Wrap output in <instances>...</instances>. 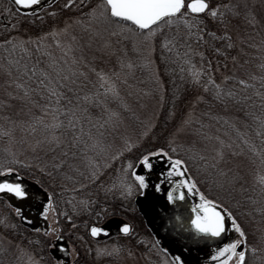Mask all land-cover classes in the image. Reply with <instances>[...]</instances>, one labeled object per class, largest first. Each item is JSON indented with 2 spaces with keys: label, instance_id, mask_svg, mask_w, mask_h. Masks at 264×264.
I'll use <instances>...</instances> for the list:
<instances>
[{
  "label": "trees",
  "instance_id": "1",
  "mask_svg": "<svg viewBox=\"0 0 264 264\" xmlns=\"http://www.w3.org/2000/svg\"><path fill=\"white\" fill-rule=\"evenodd\" d=\"M211 1L214 2V0ZM4 2L8 6L10 19L2 20L3 24H1L3 28L0 30V65L8 67L11 60H17L21 65H26L31 69L33 64L43 57L44 61L55 59L59 66H63L64 60L70 61L74 56L78 61L81 58L84 59L85 64L81 67L85 71H88L87 65L89 64L97 69H103L117 84L118 96L113 97L112 93H105L103 88L95 89L93 87L95 74L89 72V80L93 83L88 84L84 91L79 93L80 99H73L77 93L62 89L67 100L62 99L60 103L67 106V101L71 100L72 104L80 109L76 111V116L79 119L73 121L76 125L73 130L68 127L69 114L61 113L58 118L62 121L63 127L58 131L67 133V135L63 137L65 144L54 150H49L50 146L47 142L42 141V145H37L35 149H27L16 155L7 146L8 138L0 128V165L7 162L14 168V173L35 182L55 202L57 208L59 206L65 208L66 212L61 217L65 218L67 210L70 208L69 200L72 193L81 194V191L87 190L88 186L95 183L96 178L104 171L115 167L118 159L134 163L145 151H151L155 147L164 145L171 147L166 132L160 131L156 137L152 138L150 137L152 132L146 131L149 122L142 115V100L146 96L161 99L162 111H160L159 121L165 123L167 121L165 111L174 95L176 82L175 79H172L171 74L165 73L162 74V82L159 80L147 50L148 41L133 36L131 33L111 35L112 29L105 31L104 26L87 18L86 13L90 9L89 7L83 8L76 19L82 23L74 24L71 29V34L76 37V40L71 41L72 56H68L59 52L60 48L54 42L53 35H48L45 40L40 39V35L44 36L51 26V21L47 16L44 18L47 22L38 23L36 17L43 12L42 9L37 12L22 11L11 0H4ZM217 3L231 6L229 0H217ZM48 5L49 3L44 7ZM68 8L64 7L63 10L66 11ZM221 10L225 11L223 22L220 17L213 20L210 17L205 19L201 16V19H205L209 30L215 31L221 38L200 44H197L195 37L187 40L205 53L203 57L206 66L204 73L207 75L199 74L201 79L198 85L201 87V94L198 97L200 99L197 98L195 116L187 123V136L180 142H174L177 146L174 155L188 159L189 174L197 180V186L209 199H223L238 217L248 234L247 243L257 249L255 253L248 250V264H264V251H262L264 248V211H256L257 208L264 209V192H261L259 187L253 183V153L250 151L253 145L257 149L264 148V142L257 135V132L264 131V127H258L264 120V66H262L264 62L257 65L254 70L245 73L228 69L224 77L216 75L213 65L211 68L207 67V64L210 63L209 60L212 59L213 62L221 65L225 61L233 59L236 52L237 44L230 28L237 21V12L233 7H230V10L223 8ZM82 13L85 15L82 16ZM22 17L26 18L24 24L28 23L32 29L22 35H17L16 32L10 31V25L15 19ZM89 24L92 25L91 29L86 27ZM94 30H98V32L93 34ZM224 31L229 33L230 41L222 37ZM176 33L186 35V30L183 26L179 29L176 26L166 27L157 33L154 39L157 41L161 35H175ZM9 37H12V41L8 44L2 43ZM20 40L24 41L25 47L30 50L31 55L21 51L18 46L13 51L12 42ZM229 42L233 45L231 48L227 47ZM216 47L221 49L219 53L215 51ZM38 48L39 55L37 54ZM121 60L123 66H121ZM129 63L132 65L131 68L127 66ZM11 67L13 69L11 75L12 81H14L13 88L29 112L22 123L20 138L22 141L32 137L42 140L45 135L43 124L34 123V121L46 114L51 116L50 113H54L56 109L53 107L48 111H43L41 105L48 101L35 91L31 96L25 97L23 89H19L17 84L24 82L30 89H33L35 79L28 80L17 73L14 64ZM47 67L48 65L43 62L37 65V68ZM113 72L116 73L115 76L112 75ZM39 75L38 71L37 76ZM76 75L79 77V73ZM208 75L212 77L215 84L221 85L219 90L212 84H209L207 90L204 88ZM225 77H229V79L225 80ZM239 79L246 80L247 84L239 85ZM88 91L98 92L101 99L89 97L88 101H84V95ZM217 91L221 93L220 99L216 98ZM229 91L234 95L227 96L226 93ZM104 99L107 101L106 105L102 102ZM113 112L117 115L113 116ZM256 117L261 119L258 120ZM44 123L48 122L44 121ZM168 128L170 127L168 126ZM153 129H155V125ZM213 132L219 135V139H214ZM77 133L80 134L78 138ZM128 134L135 137L133 143L128 138ZM71 138L77 139L76 145L71 143ZM126 140L131 141V148H125ZM221 140L223 145L220 144ZM93 141H95L94 144ZM245 141L250 143H245ZM85 145H89V147L81 151ZM22 146L23 143L18 139V147L23 148ZM212 147L220 149L223 153L222 157H218L216 150H213ZM117 151L120 152L118 156L116 155ZM193 156L196 159H192ZM235 157L241 161L237 162ZM16 160L23 161V164H14L13 161ZM204 160L208 161L207 165L204 164ZM60 161H64V163L59 168H54L53 165ZM213 163L216 164V169L211 167ZM197 165L200 167L198 168ZM225 168L229 170V176L237 177L236 183L232 186L234 191H231L233 198L231 200L222 195L215 183H210L212 177L209 174L217 170L222 171ZM246 197L250 199H245ZM87 213L82 209V217L78 218L77 222H82ZM93 216L94 218L88 219V222L100 223L107 219L98 213ZM128 219H130L129 216ZM62 220L70 222V220ZM20 229L18 235L22 234V230L29 231L34 228L23 226ZM233 236L234 230L230 232L229 239ZM0 264H19L16 256L2 243H0Z\"/></svg>",
  "mask_w": 264,
  "mask_h": 264
},
{
  "label": "rangeland",
  "instance_id": "2",
  "mask_svg": "<svg viewBox=\"0 0 264 264\" xmlns=\"http://www.w3.org/2000/svg\"><path fill=\"white\" fill-rule=\"evenodd\" d=\"M98 2L99 0H83V6H81V0H74L73 6L64 11L63 5L66 0L52 1L42 9L43 12L36 19L39 24H44L45 21L47 22L44 18L46 16L49 18L51 26L45 32L49 35H52L54 28L59 30L65 24H70L67 33L59 32L58 36H53L54 39L58 38L62 41L58 45L59 52L66 55L61 51V48H63L64 42H71L69 34H71L74 23L70 22L77 19L83 8H91ZM229 2L231 5H235L234 8L237 12H235L237 21L230 28L237 46L235 59L225 61L221 65L213 62L212 59L209 60L216 75L220 77H224L228 69L245 73L254 70L257 65L264 62V0H229ZM215 4H217V0L212 3L213 6ZM6 19H10L8 6L5 5L4 0H0V30L3 28L2 20ZM25 19V17L15 19L11 24L14 27H10V31L16 32L17 35L31 31L30 25L24 24ZM40 37L41 40H45L47 36L41 34ZM166 37L170 43L167 48H164L161 45ZM184 37L185 35L180 33L161 35L157 41L153 38L147 43V50L159 80L162 82V74H171L176 83L174 95L165 111L167 120L165 123L159 121L160 111H162L161 99L146 96L142 100V115L149 122L146 131L152 132L150 137H156L160 131L166 132L169 142L173 139L174 142H180L187 136V123L185 124L184 121L189 122L195 116L197 98L201 94V87L194 81L192 73L199 75L197 70L206 67L204 61L203 64L201 63L199 55V52L203 50L196 48ZM185 44L191 47V52H188L185 47H177V45ZM177 52H180L181 55H177ZM185 53L190 59L191 65L183 60ZM189 68H191V72ZM8 80H12L11 76L0 71V128L8 138L7 146L18 155L21 151L35 149L37 139L32 137L22 141L20 138L22 123L29 112L20 101L12 83H7ZM44 117L46 122H51L50 115L46 114ZM154 125L155 129H153ZM127 136L133 143L135 137L131 134ZM213 137L217 139L219 135L213 132ZM18 139L23 143V148L18 147ZM212 149L216 150L217 148L212 147ZM235 159L237 162L241 161L238 157ZM127 162L129 161L118 159L115 167L104 171L96 178L95 183L88 186L87 190L81 191V194L72 193L69 200L70 208L67 210L65 218H61V213L66 212L65 208L63 206L57 208L55 202L46 197L35 206L37 214L45 218L46 226L29 231L22 230L20 235H18L20 227L27 226L23 223L28 221L22 214V207L9 203L0 196V243L16 256L19 264H33L34 261L38 264H58V261H62L54 258L49 251V245L53 243L57 235H64L69 245V260L63 261L64 264H174L173 257L178 254L168 249L165 243L155 236L138 209L139 206H144L142 200H140V205L137 203L141 199L139 192L134 190L132 196L120 195L122 190L120 182L125 179L126 182H132L131 170L126 172L124 168ZM131 163L132 168L137 169V161ZM59 203L62 205L61 202ZM45 205H47L48 211L42 216L41 212H44ZM16 209L20 210L19 215H17ZM82 209L88 213L83 217L84 220L82 219V222L78 223L77 219L82 217ZM96 213L104 218L114 215L122 216L130 221L132 229L126 235L100 240L93 239L88 234V227L91 224L88 219L94 218L93 214ZM69 216L72 217L69 223L62 220H69ZM50 227L57 228L58 233L48 232L47 229ZM237 235L234 231L233 238ZM185 249L188 252V249ZM211 251L212 248L207 249V258L211 255ZM181 258L185 264H205L207 259Z\"/></svg>",
  "mask_w": 264,
  "mask_h": 264
},
{
  "label": "snow or ice",
  "instance_id": "3",
  "mask_svg": "<svg viewBox=\"0 0 264 264\" xmlns=\"http://www.w3.org/2000/svg\"><path fill=\"white\" fill-rule=\"evenodd\" d=\"M15 5L23 6L27 9H31V6L34 4H39L40 0H13ZM74 4V0H66V3L63 5L65 8L71 7ZM81 6H83V0H81ZM230 7H235V5L229 4H215L214 6L211 3V0H99V3L95 6H92L86 13L87 18L91 21L99 23L101 26H104V30L112 29L111 35H123L125 33H131L133 36H138L144 41H151L157 33L161 32L164 28H183L186 30L185 40H190L192 37H195L197 44L208 43L209 40L219 39L221 37L217 36L215 31H210L208 25L205 23V19L211 18L215 20L217 17H220L221 22L225 20V11L230 10ZM85 15L84 13L81 14ZM203 16L205 19H201ZM70 23L80 24L82 21L73 20ZM14 27V25H10ZM70 24H65V26L59 30L53 29L52 35L54 37L58 36L59 32L67 33ZM89 29L92 28V25H86ZM195 29V31H193ZM98 30H94L93 34H96ZM48 33H44V36H48ZM70 41H75L76 37L69 34ZM223 38H227L230 41V36L227 31L222 33ZM31 40V38H29ZM12 41V37H9L8 40L2 41L4 44H8ZM57 45H60L62 41L60 39H55L54 41ZM107 43V41H106ZM169 40L167 37L161 45V47L167 48L169 45ZM19 47L21 51L31 55V52L28 48L25 47L24 41H14L12 42V49L15 51L16 47ZM214 46V45H211ZM233 45L231 42L227 44L228 48H231ZM177 47H185L188 52H191L192 49L188 45H177ZM72 44L71 42H64L63 48L61 51L68 56H72ZM114 51V49H112ZM215 51L219 53L221 49L219 47L215 48ZM37 54L39 55V48L37 49ZM177 55H181L180 52H177ZM201 56V63L203 64V57L205 53L203 51L199 52ZM235 59V57H233ZM183 60L191 65L190 59L185 53ZM48 65L47 68H37V65L41 63ZM15 65V70L22 77L32 80L35 79V87L30 89L24 82L17 84L19 89H23L25 97L31 96L33 91L39 94L42 98H45L48 102L41 105L43 111H48L55 107L56 111L51 114V122L44 123L45 117H38L34 123L43 124L45 135L42 137V140H37L36 145H42V141H46L50 146L49 150H54L58 146L65 144L64 136L67 133H61L58 131L63 127L62 121L58 118L61 113H66L68 115V127L70 129H75L76 125L73 123L74 120L79 119L76 116V111L80 109L78 106L73 105L71 100L67 101V106L60 103V101L67 100L63 90L68 92L77 93L73 99H80L79 93L84 91V88L93 83L89 80V72L94 73L95 83L93 87L95 89L103 88L105 93H112L113 97L118 96L117 84L111 79L108 72H105L103 69H97L92 65H87L88 71H85L81 65L85 64L83 58L79 61L73 56L72 59L64 60L63 66H59L58 62L53 59L51 61H44L43 57L40 60H37L31 69L27 68L26 65H21L17 60H11L9 66L5 67L0 65V71H4L8 76H11L13 69L11 65ZM121 66H123V61L121 60ZM129 68L132 65L129 63L127 65ZM264 66V65H262ZM207 67L211 68V64L208 63ZM39 71L40 75L37 76ZM191 72V68H189ZM197 72L207 75L204 73V68H200ZM79 73V77L76 75ZM113 76L116 75L115 72L112 73ZM193 79L195 82L199 83L201 76L195 73H192ZM43 77V78H41ZM82 78V79H81ZM254 79L256 77H253ZM225 80L229 77H225ZM14 81L8 80L7 83H13ZM239 85L247 84V81L244 79H239ZM209 84H212L217 90L221 88V85L215 84V81L210 75L207 76V83L204 84V88L207 90ZM107 85V86H105ZM221 93L216 92V98L220 99ZM227 96H233L234 93L229 91L226 93ZM89 97H94L96 99H101L98 92L88 91L84 95V101H88ZM200 99V98H198ZM239 99V96H237ZM247 99V98H245ZM55 102V103H53ZM103 103H107L106 99L102 100ZM86 110V109H85ZM113 116L117 113H112ZM256 119H261L256 117ZM184 123H188L187 120ZM258 127H264V120L261 121V125ZM35 131V129H33ZM79 133L76 134L77 138ZM257 135L260 136L262 142H264V131L257 132ZM217 139H219L217 137ZM71 143L73 145L77 144L76 138H71ZM93 144L95 141L92 142ZM171 147L164 145L160 147H155L151 151H145L139 155L137 163L142 165L145 172H138L136 169L132 168L131 161L127 162L124 165L125 171L131 170L132 182H126L122 180L120 191L121 196H132L133 191L139 192L140 195H144V190L150 186L155 189L156 192H165L166 200L168 202H175L177 199L186 200L189 195L193 192L199 195V202L193 203L190 208V215L187 223L190 226V229L196 234L198 238H211L213 240L217 238H222L224 233L228 231L229 226L226 223V220L231 221V229L235 231L238 235L235 238L224 240L222 243L217 244L213 247L211 255L206 259L205 264H248L247 252L250 249L253 253L257 251L256 248L252 247L247 243V232L245 231L242 224L239 222L238 217L234 212L226 205L225 201L220 198H211L209 199L206 194L200 190L197 186V180L191 175L190 169L188 166V159L174 155L177 151V146L174 143V139L170 140ZM245 143H250L245 141ZM220 144L223 145V141H220ZM132 143L129 140L125 141V148H131ZM35 147V145H34ZM66 147V145H65ZM89 145H85V148L81 151L86 150ZM250 151L253 153V176L252 180L255 183L261 192H264V148L257 149L254 145L251 147ZM218 157H222L223 153L220 149H216ZM69 155L71 153H68ZM116 155H120V152L117 151ZM157 156L161 160L165 161L167 167L159 173L157 181L150 185L149 178L147 175L148 171H151L154 167L151 157ZM115 158V157H113ZM192 159H196L195 156ZM203 159V157H200ZM14 164H23V161H13ZM64 161H60L58 164H54V168H59ZM204 164L207 165L208 161L204 160ZM199 168L200 165H197ZM213 169H216V164L211 165ZM14 168L9 166L7 162L0 165V192L11 193L15 197L22 198L27 195V190L24 186L17 180H9L5 178L8 174L13 173ZM229 170L227 168L217 170L216 172L210 173L212 181L210 183H215L216 187L221 191L222 195L227 199H233L231 196V191H234L232 187L236 181V176H229ZM95 175V173H93ZM177 177L173 179V177ZM160 178H166L170 181V185L167 189L163 187V181ZM243 191V189H241ZM245 199H250L246 197ZM235 203V201H233ZM49 203L51 201L49 200ZM48 211L47 205H45L44 212H41V215H45ZM256 211H264V209L257 208ZM17 215L20 214V210L16 209ZM61 215H64L61 213ZM69 220L72 219L71 216L68 217ZM179 219V217H177ZM131 226L128 223H123L120 225V231L123 233H129ZM48 232H57V228H48ZM89 231L92 236H96L98 233L105 232L106 229L99 227L95 224L91 225ZM58 240H62L63 237L57 235ZM50 247L56 246L55 241ZM59 248L61 251H64L65 245L60 244ZM165 251H167L165 249ZM174 264H185L184 260L180 255L173 257ZM33 264H38V262H33ZM58 264H64L63 261H58Z\"/></svg>",
  "mask_w": 264,
  "mask_h": 264
},
{
  "label": "flooded vegetation",
  "instance_id": "4",
  "mask_svg": "<svg viewBox=\"0 0 264 264\" xmlns=\"http://www.w3.org/2000/svg\"><path fill=\"white\" fill-rule=\"evenodd\" d=\"M152 162L154 167L151 171L147 172L150 185L157 181L159 173L167 167L166 162L159 157L152 158ZM145 171L143 167L138 168V172ZM176 178L175 176L173 177V179ZM160 179L163 181L164 189H167L170 181L166 178ZM139 197L141 199L137 203L140 205V200H142L144 206H139L138 209L152 232L166 244L168 249L175 251L181 257L204 260L208 248H212L228 238L229 229L222 238L215 240L211 238H198L190 229L189 224H186L190 215V207L188 205L199 202V195L195 192L189 195L186 200L177 199L175 202H168L165 192H156L150 186L144 190V195H139ZM28 203L26 204V208L24 207V211H26L24 217L28 220L25 223H35L40 227L41 217L35 211L34 206L39 203V200L31 198ZM185 248L188 249V252Z\"/></svg>",
  "mask_w": 264,
  "mask_h": 264
},
{
  "label": "water",
  "instance_id": "5",
  "mask_svg": "<svg viewBox=\"0 0 264 264\" xmlns=\"http://www.w3.org/2000/svg\"><path fill=\"white\" fill-rule=\"evenodd\" d=\"M12 3L15 5V3L13 2V0H11ZM47 1H51V0H40L39 4H34L31 6L30 11L32 12H36L38 10H40L44 3ZM18 9L23 10V11H28L29 9L23 7V6H17L15 5ZM141 167V165H140ZM138 171V169H137ZM5 178L9 179V180H17L18 178V182L21 183L24 188L27 190V195L22 197V198H18L15 197L13 194L11 193H6V192H0V196L2 195L8 202L16 204L18 206L23 205L26 202H29L31 198H38V199H44L46 197L44 191L37 187L32 181H30L29 179L23 177L22 175L18 174V173H11L8 174ZM191 208V205H188ZM44 225H45V219H42ZM123 223H128L130 224L129 221H127L126 219H124L123 217L120 216H113L111 218H108L107 220L103 221L101 224H95L99 227H103L106 229L105 232L102 233H98L96 236H92L89 228L91 227V224L88 228V234L90 237L94 238V239H103V238H107L110 235H115V234H127V233H123L120 231V225ZM226 223L229 225V221L226 220ZM188 224V223H186ZM131 226V224H130ZM225 234V233H224ZM62 236L63 239L62 240H58L57 237L55 238V243L56 246L51 247L50 248V253L53 257L57 258V259H61L62 261H67L69 259V246L68 243L66 242V238L63 235H59ZM63 244L65 245V249L64 251H61L59 248V245Z\"/></svg>",
  "mask_w": 264,
  "mask_h": 264
}]
</instances>
